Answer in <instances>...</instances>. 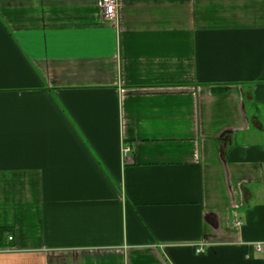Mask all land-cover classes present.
<instances>
[{
	"label": "crops",
	"instance_id": "0c3cea01",
	"mask_svg": "<svg viewBox=\"0 0 264 264\" xmlns=\"http://www.w3.org/2000/svg\"><path fill=\"white\" fill-rule=\"evenodd\" d=\"M98 2L0 0V264H264V0Z\"/></svg>",
	"mask_w": 264,
	"mask_h": 264
},
{
	"label": "built area",
	"instance_id": "2783aa9c",
	"mask_svg": "<svg viewBox=\"0 0 264 264\" xmlns=\"http://www.w3.org/2000/svg\"><path fill=\"white\" fill-rule=\"evenodd\" d=\"M99 11L101 14V18L104 21H111L116 17L118 0H99L98 2ZM130 152L129 147H125L123 149V155H126ZM8 241H12V237H8ZM201 248L196 250V253H201Z\"/></svg>",
	"mask_w": 264,
	"mask_h": 264
}]
</instances>
